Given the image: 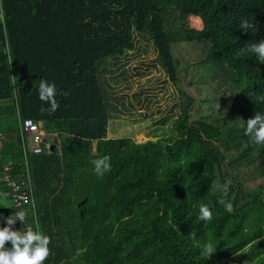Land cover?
<instances>
[{"label": "trees", "instance_id": "1", "mask_svg": "<svg viewBox=\"0 0 264 264\" xmlns=\"http://www.w3.org/2000/svg\"><path fill=\"white\" fill-rule=\"evenodd\" d=\"M146 37L179 96L174 136L107 139L109 79ZM262 40L264 0H0V217L23 210L12 229L50 237L43 264H264V145L244 134L264 113V63L248 48ZM40 79L56 85L53 113ZM24 120L40 124L39 154ZM104 155L101 177L91 161ZM7 161L33 207L11 206Z\"/></svg>", "mask_w": 264, "mask_h": 264}, {"label": "rangeland", "instance_id": "2", "mask_svg": "<svg viewBox=\"0 0 264 264\" xmlns=\"http://www.w3.org/2000/svg\"><path fill=\"white\" fill-rule=\"evenodd\" d=\"M174 53L183 60L189 57L184 48ZM109 65L110 62L106 68ZM120 65L111 75L115 80L109 79L116 112L106 133L113 139L131 138L138 144L174 136L171 129L179 114L175 107L179 96L161 68L150 40L138 38L135 51L128 53Z\"/></svg>", "mask_w": 264, "mask_h": 264}, {"label": "clouds", "instance_id": "3", "mask_svg": "<svg viewBox=\"0 0 264 264\" xmlns=\"http://www.w3.org/2000/svg\"><path fill=\"white\" fill-rule=\"evenodd\" d=\"M243 27H247L244 25ZM258 63H264V40L248 47ZM57 89L53 82L44 79L39 80L38 99L41 101L40 112L53 113L59 107L57 99ZM46 104L47 107H43ZM244 134L250 137V142L256 145H264V113H256L246 121ZM92 171L97 176H103L110 171V157L104 155L91 161ZM230 180L223 184H218L217 188L223 196L229 192ZM218 203L225 204L227 208L231 205L223 199ZM26 217L25 211H16L7 217H0L3 220V227H0V264H43L50 254L48 247L50 237L39 229L27 230L24 232L13 230L12 225L17 222L23 223ZM201 221L212 219V211L208 205H201L197 217ZM6 242L8 246H6ZM215 251L212 243H206L202 247L203 254L208 257Z\"/></svg>", "mask_w": 264, "mask_h": 264}, {"label": "built area", "instance_id": "4", "mask_svg": "<svg viewBox=\"0 0 264 264\" xmlns=\"http://www.w3.org/2000/svg\"><path fill=\"white\" fill-rule=\"evenodd\" d=\"M22 132L25 134V143L27 152L39 154L41 152L40 141L44 134L41 132L40 124L30 120H24L21 125ZM5 137L0 133V150L4 144ZM14 171L12 164L7 161L2 165V182L10 191V204L15 209H22L29 204L33 207V202L30 198L29 179L27 182H16L13 178ZM32 230L31 227H26L24 231Z\"/></svg>", "mask_w": 264, "mask_h": 264}, {"label": "crops", "instance_id": "5", "mask_svg": "<svg viewBox=\"0 0 264 264\" xmlns=\"http://www.w3.org/2000/svg\"><path fill=\"white\" fill-rule=\"evenodd\" d=\"M107 139H113V137L110 134H107ZM55 143H57V140H54Z\"/></svg>", "mask_w": 264, "mask_h": 264}]
</instances>
